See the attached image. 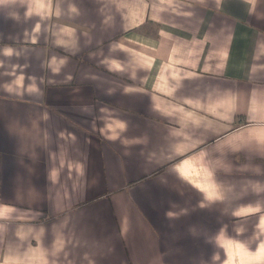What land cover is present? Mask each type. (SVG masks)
I'll use <instances>...</instances> for the list:
<instances>
[{
    "label": "crops",
    "instance_id": "0c3cea01",
    "mask_svg": "<svg viewBox=\"0 0 264 264\" xmlns=\"http://www.w3.org/2000/svg\"><path fill=\"white\" fill-rule=\"evenodd\" d=\"M0 264H264V0H0Z\"/></svg>",
    "mask_w": 264,
    "mask_h": 264
}]
</instances>
